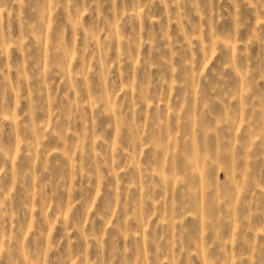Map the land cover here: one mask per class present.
<instances>
[{
    "label": "rangeland",
    "instance_id": "rangeland-1",
    "mask_svg": "<svg viewBox=\"0 0 264 264\" xmlns=\"http://www.w3.org/2000/svg\"><path fill=\"white\" fill-rule=\"evenodd\" d=\"M0 264H264V0H0Z\"/></svg>",
    "mask_w": 264,
    "mask_h": 264
}]
</instances>
